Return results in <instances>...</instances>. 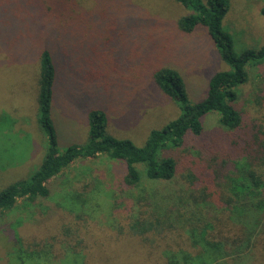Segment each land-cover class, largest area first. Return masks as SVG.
<instances>
[{
    "label": "rangeland",
    "instance_id": "1",
    "mask_svg": "<svg viewBox=\"0 0 264 264\" xmlns=\"http://www.w3.org/2000/svg\"><path fill=\"white\" fill-rule=\"evenodd\" d=\"M57 1L49 20L41 22L48 30L43 27L39 36L30 21L47 0H0V191L28 180L46 151L47 139L37 122L41 49L49 52L54 67L50 118L58 153L87 142L91 110L104 114L106 134L139 147L151 131L175 119L180 110L154 83L158 69L180 75L188 104L206 97L212 75L229 70L206 27L180 31L179 19L194 8L173 0ZM226 2L221 24L235 52L258 49L264 42V0ZM246 71L247 81L235 88L231 102L239 126L224 129L215 112L202 116L199 135L187 132L179 147L161 152L175 163L170 180H149L144 165L135 163L139 181L128 187L124 161L79 158L48 182V197L19 199L14 210L0 213V264H7L17 235L26 247L43 248L41 264L63 259L72 264H164L170 247L188 245L177 237L180 229L168 228L177 221V205L188 204L179 210L185 217L218 211L214 220L227 218L219 208L210 210L228 194L237 163L264 147V64ZM201 197L207 203L194 207L193 199ZM155 217L160 232L139 234L131 227L135 219Z\"/></svg>",
    "mask_w": 264,
    "mask_h": 264
},
{
    "label": "trees",
    "instance_id": "2",
    "mask_svg": "<svg viewBox=\"0 0 264 264\" xmlns=\"http://www.w3.org/2000/svg\"><path fill=\"white\" fill-rule=\"evenodd\" d=\"M53 1L47 0L45 4H40L36 9V16L31 17L30 23L36 28L32 30L39 36L44 30L41 22L48 21L47 16L54 13ZM173 1L185 8L196 9L194 13L179 19L180 31L188 34L197 25L206 27L221 60L229 66V70L212 75L206 97L195 104H188L180 75L171 68L158 69L153 74L154 83L180 110L175 119L161 129L151 131L145 143L139 147L128 139H117L106 134L104 114L99 110H91L88 113L87 142L82 146H69L63 153H58L50 118L54 67L49 52L41 49L37 79V122L46 136L47 147L38 169L28 180L10 184L0 191V213L14 210L19 199L32 202L37 198L48 197V182L79 158L104 156L110 160L124 161L126 174L123 184L128 187L139 181L138 173L133 167L135 163L144 165L147 179L168 181L173 177L175 163L171 158L161 157V152L179 147L187 132L199 135L202 131V116L215 112L219 115L218 123L224 129L232 130L239 126L240 116L231 106L236 98L235 88L247 81V67L264 64V42L258 49L235 52L232 37L222 29L221 24L227 10L226 0H206L199 7L195 5L198 0ZM57 4L64 5V0H58ZM57 12L59 14L60 9L57 8ZM260 14L264 17V7ZM44 28L48 30L46 25ZM246 157L248 162L245 160V163H237L235 175L228 179V194H223L221 201L213 209L211 206L207 207L210 211L219 208L222 215L227 213V218L214 220L218 211L209 212L204 218L195 216L192 212L185 217L179 210L188 204L175 207L177 221L168 228L180 229L182 233L177 237L182 241L186 239L188 245L170 247L167 254L164 252V264H264V147L258 151L254 149ZM204 197L199 201L197 198L193 199V206L196 207L199 203L205 205L207 202H204ZM132 224V229L139 234L147 231L160 232L162 228L158 217L154 221L135 219ZM17 237L19 240L14 238V245L8 249L7 264H41L42 257L38 255L43 248L26 247L21 238ZM57 264L72 263L63 259ZM83 264H90L89 260Z\"/></svg>",
    "mask_w": 264,
    "mask_h": 264
}]
</instances>
